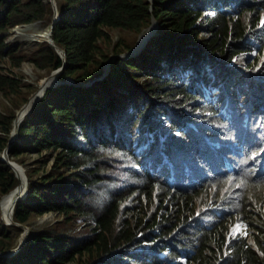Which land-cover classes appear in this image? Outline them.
Wrapping results in <instances>:
<instances>
[{"label":"trees","instance_id":"obj_1","mask_svg":"<svg viewBox=\"0 0 264 264\" xmlns=\"http://www.w3.org/2000/svg\"><path fill=\"white\" fill-rule=\"evenodd\" d=\"M57 6L53 36L66 51L59 77L76 83L46 91L22 122L10 156L26 166L29 180L14 220L29 225L51 210L63 219L31 229L0 264H183L176 262L183 253L188 264H264L263 239L259 249L226 239L237 218L252 217L264 230V171L244 174L251 161L240 150L229 171L212 164L213 146L224 137L212 125L227 120H209L214 90L247 106L264 100V0H57ZM53 15L50 0H0V61L20 66L27 60L47 74L63 66L47 40L28 51L6 41L17 24L47 26ZM154 18L160 31L142 52L118 58L96 79L111 54L135 46ZM115 29L126 33L118 43ZM31 83L0 69V94L10 102L0 107V199L19 183L2 153L18 108L36 90ZM31 153L41 155L38 162L51 161L50 168L33 172L26 161ZM163 153L172 165L160 166ZM224 208L231 210L207 228L205 215ZM76 220L90 228L64 231ZM21 229L0 222V252L18 245Z\"/></svg>","mask_w":264,"mask_h":264},{"label":"clouds","instance_id":"obj_2","mask_svg":"<svg viewBox=\"0 0 264 264\" xmlns=\"http://www.w3.org/2000/svg\"><path fill=\"white\" fill-rule=\"evenodd\" d=\"M50 1H52V0H50ZM55 1H56V6H57V0H55ZM52 5L54 7V15H53L52 22L49 25H47L49 30L45 33V40L48 39V36H47L48 32L50 31V28H51L53 21L56 19L54 3H52ZM57 9L59 12V19H58V21H59L60 20V11H59L58 6H57ZM39 22H41V24H42L41 20H36V21L30 22V23L17 24L13 28H16L18 26H24L23 24H31V23H39ZM148 27H154L152 30V33L145 39V41H143V43L141 45H139L140 39H139V41L137 40V42L135 44V46L138 44L137 51L133 54H129L131 51H133L135 49V46H133L130 50H128V54H123L125 52L119 53V55H121V57L119 56V57H117V59L120 58V60H123V59H126V58L131 57V56H137L139 53L142 52V50L149 43V40L159 33L160 25L158 23V20L156 18H154L152 24ZM148 27H146L139 34V36L146 29H148ZM12 29H11V35L6 38V41L22 42L23 43L22 47L24 48V43H25L24 41L9 39L12 36ZM53 33H54V31H53ZM139 36H138V38H139ZM54 41H55V39H54ZM37 42H40V41H37ZM49 43L52 44L50 41H49ZM140 46H142V47H140ZM25 50L28 51L29 49H25ZM58 50H59V53L61 55H63V58H64V65L61 66L64 69L65 64H66V51L60 46H59ZM108 60L105 62V64H108V69L105 70V64H104L103 74L100 75L99 78L97 77L96 79H103L110 72L111 67H112V63L115 62L116 60L113 62L108 61ZM25 61H27V60H25ZM25 61H23L20 66H13L11 60L9 58H7L5 60L0 61V69L5 74L11 75V76L17 75L19 77L23 76V78H24L25 76L21 72L17 71V69H20ZM61 67L52 71V73L49 74V77L54 72L59 70ZM63 69H62V71H63ZM62 71H59L58 76L56 77V81H54V82L52 81L51 77L50 78L48 77L50 79L48 81V87L43 91V93H42L43 85L36 92L34 91L35 93L39 92V95L42 93L39 100L45 95L46 91L51 87L57 86L63 82L76 83V80L70 76L66 80H62L59 77L60 74L62 73ZM47 79L45 80V82H47ZM94 80L85 81V82H81L78 84L89 86V85L93 84ZM34 92H33V94H34ZM33 94H32V96H33ZM212 96L215 97V99L212 100V107L209 110L210 111L209 112V120L213 121L212 117H216L218 120H220V118H224L227 120V124L226 125H224V124L218 125L219 123H221V120H220V122L218 121V122H216V124L212 125V127L214 129L223 131L224 137H223V139L220 140L219 144H216L213 146V155L210 158V162L212 164H216L218 167L222 168L225 172L229 171L230 167H231V164L229 162L230 157L235 156L237 153H239L238 150H240V151H244V155H242L243 159L245 161H246V159L251 161L248 164V166L246 167L244 174L252 176L253 175L252 171H257V170H263L264 171V127H263L264 126V122H263L264 121V100H263V98H259V99L255 98L256 103L252 107V106L245 105V103L237 102L236 97L233 93L231 95H228V93L226 92L224 94L223 98L221 99L220 98L221 91L214 90ZM31 97L29 96V99L27 101V102L30 101V105L33 104L34 100L36 99L35 98L33 101H31L33 99V97L32 98ZM220 99H221V104L219 103ZM39 100H37L36 103ZM27 102L22 104L21 107L18 108V110H17L16 117L13 121V128L11 130V136H10L9 144L5 148L4 152L2 153V159L7 161L8 164L12 167V169L16 173V176L19 179V183L12 190H10L9 192H7L6 194H4L1 197V199H0L1 205H2V202H3V199L5 196H7L8 194L12 193L14 190H16L17 188H19L25 184L23 191L17 196L16 202L12 206V209H11L10 214H9L10 218H7L5 216V214H4L5 219L3 217H0L1 218L0 222L1 221L4 222V224H6L7 226L18 225V226H21V228L23 229V230L21 229L23 234H22V237L20 238L18 245L12 249L7 250V251L0 252V256H3V257L11 256V255H14L16 252H18L19 249L21 248V246L25 243L27 235L30 232L29 231L27 233L28 225H23L20 222H17L14 220V214H15L16 205H17L18 201L26 198V196L28 194L29 180H28V175H27V168L22 163H19L18 161L11 158V156H10V150H11L13 143L17 139H19V130H20L22 122L24 121L26 116L31 113V111L33 110V108L36 105V103H35L32 106L31 110L24 115V117L21 119V122H19L20 126L17 129L16 123H17L18 115L20 112L23 111V106ZM222 109L224 110V113H221V114L216 113L215 115L218 114L219 116H215V115L213 116V113L215 111H217V110L220 111ZM23 112H25V111H23ZM213 122H215V121H213ZM258 125H261V126H258ZM15 127H16V130H15ZM187 127L188 128H197V126L194 124H187ZM262 127H263V129H262ZM14 131H15V133H17V134H15L17 136L14 138L13 142L11 143L10 141H11L12 136L14 135ZM245 137H247V139H244ZM164 139H165V137H164ZM227 142H228V145H226ZM259 143H262L263 146L259 149H256L255 146ZM236 146H239V147H236ZM166 162H168L170 165H172V162L170 161V158L168 157V155L166 153H163V161L160 162L159 164H160V166H162ZM15 166H18L19 169L20 168L22 169L21 172L23 173V178L25 179L24 182H22V178L19 175V171L15 168ZM213 173L215 174L214 177L220 176L219 173H216V172H213ZM206 178L207 177H205L204 179L198 178L195 181L192 180L191 184L187 187V190H189L191 188L194 189V188L200 187L203 182L207 181ZM178 188H180V187H178ZM2 208H3V206H2ZM250 209L253 212H256V209L254 207L251 206ZM230 210H231V208H224L223 210H218L216 213L205 215V217L203 218L204 222L207 221V222H205V226L207 228H210L215 223H217L220 219L224 218V216ZM3 211H4V209H3ZM51 211H54V210H51ZM51 211H48V212H51ZM55 212L60 214L57 211H55ZM45 213H47V212H45ZM44 214H42V215H44ZM79 221H82V220H79ZM82 222L85 225L88 224L87 222H84V221H82ZM24 228L26 230H24ZM226 239H227V243H230L232 240H236V239H244L248 246H251L254 249H259L258 240L259 239L264 240V230H261V228L257 227L253 223L252 217L237 218V219H234L232 221ZM161 255H165V253H161ZM85 257L88 258L87 255H85ZM112 257L115 258L116 254H112ZM188 258L189 257L183 253L177 257L176 262L188 264L189 263V262H187ZM96 264H103V263L101 260L98 259V260H96ZM167 264H176V263H173L172 261L168 260ZM192 264H199V263L195 260H192Z\"/></svg>","mask_w":264,"mask_h":264},{"label":"rangeland","instance_id":"obj_3","mask_svg":"<svg viewBox=\"0 0 264 264\" xmlns=\"http://www.w3.org/2000/svg\"><path fill=\"white\" fill-rule=\"evenodd\" d=\"M53 2L54 1L52 0L51 3H53ZM23 25L24 26H18L16 28H13L12 29V36L9 39L24 41L25 42L24 43L25 49H30V47H32L35 44V42H37V41L45 40V33L49 30L48 26H43V24H41V22L31 23V24H23ZM113 35H114L115 42L118 43L120 38L122 36H125L126 33L122 34L118 29H115L113 31ZM127 36H129V35H127ZM139 39H140V36L138 38V41H139ZM48 40L49 39H47V41ZM123 54H128V51H126ZM119 56L121 57V55H119V53L118 54L113 53L110 56V59L108 61L113 62ZM17 71L21 72L25 76L24 77L25 81L32 82L31 84H33L34 87H36L35 92L39 88H41L42 85L43 86L47 85L46 84L47 82H45V80L49 77V74H47L46 71H43V70L35 67L34 64H32L29 61H25L22 65V67L20 69H17ZM32 94L30 95V97L32 96ZM35 97L36 96H33V99L31 101H33L35 99ZM8 106H10V102L5 97H3L2 94H0V107L2 109H4L5 107L7 108ZM19 115H20V117L22 116L21 112L19 113ZM21 119H17L16 124L21 122ZM38 158H41V155H38L36 153H31V154H28L26 156V161L29 164V168L31 170H33V172L44 173L50 168L51 161H48L46 164H43V163L37 161ZM24 180L25 179L22 178V182ZM0 217H3L5 219L4 211H3L1 203H0ZM62 218H63L62 215L56 213L55 211L47 212L44 215L36 216L31 220L30 224L28 225L27 233L31 229H39V228H43V227L51 228L52 225H56L57 223H59L62 220ZM0 220H1V218H0ZM84 225L85 224L82 221L76 220L75 225L69 226V228H66L64 231L72 233V232L77 231L78 229H89L90 228V226H88V225L84 226ZM24 230H26V229L24 228ZM22 234L23 233H21L19 238L16 240V244L19 243L20 238L22 237ZM69 264H77V263L76 262H70Z\"/></svg>","mask_w":264,"mask_h":264},{"label":"water","instance_id":"obj_4","mask_svg":"<svg viewBox=\"0 0 264 264\" xmlns=\"http://www.w3.org/2000/svg\"><path fill=\"white\" fill-rule=\"evenodd\" d=\"M54 2V6H55V13H56V19L53 21V23H52V25H51V28H50V31L48 32V39H49V41L52 43V45H54L57 49H59V46H57L56 44H55V41H54V37H53V31H54V28H55V26H56V23L58 22V19H59V12H58V9H57V6H56V1L55 0H53ZM149 28V27H148ZM137 49H138V44L135 46V49L133 50V51H131L129 54H133V53H135L136 51H137ZM65 56V55H64ZM62 67L59 69V70H57L56 72H54L50 77H51V79H52V81L54 82V81H56V77L58 76V73H59V71H62ZM108 69V64H105V70H107ZM49 77V78H50ZM49 78L47 79V85H44L43 86V90H42V93H43V91L48 87V81H49ZM99 78V77H98ZM41 93V94H42ZM41 94L39 95V92H37V93H34L33 94V96H36L35 98V100H34V103L33 104H31L30 105V101L29 102H27L24 106H23V111H25V112H23V114H22V118L24 117V115L26 114V113H28L30 110H31V108H32V106L36 103V101L37 100H39V98L41 97ZM32 96V97H33ZM31 97V98H32ZM16 126H17V129H18V127L20 126L19 125V123L18 124H16ZM15 130H16V127H15ZM15 134H17V133H15V131H14V135L12 136V138H11V143L13 142V140H14V138L17 136V135H15Z\"/></svg>","mask_w":264,"mask_h":264},{"label":"bare ground","instance_id":"obj_5","mask_svg":"<svg viewBox=\"0 0 264 264\" xmlns=\"http://www.w3.org/2000/svg\"><path fill=\"white\" fill-rule=\"evenodd\" d=\"M153 28L154 27H150V28L146 29L140 35V43H139V45H141L143 43V41H145V39L152 33ZM142 46H140V47H142ZM22 114H23V111L21 112V115ZM19 117H20V115H19ZM19 117H18V119L22 118V116L20 118ZM15 168L19 171V175L23 178V173L21 172V169H19L18 166H15ZM24 186H25V184L23 186L19 187L18 189H16L15 191H13L12 193H10L7 196H5V198H4L3 202H2V206H3V209H4V214H5V216L7 218H10L9 214H10V211L12 209V206L16 202L17 196L23 191Z\"/></svg>","mask_w":264,"mask_h":264}]
</instances>
